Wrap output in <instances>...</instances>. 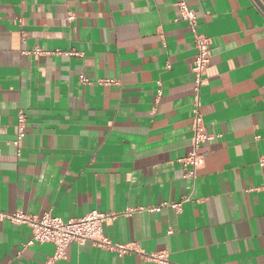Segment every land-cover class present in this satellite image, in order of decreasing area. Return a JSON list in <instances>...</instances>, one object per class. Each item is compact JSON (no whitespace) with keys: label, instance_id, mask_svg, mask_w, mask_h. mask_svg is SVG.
<instances>
[{"label":"crops","instance_id":"crops-1","mask_svg":"<svg viewBox=\"0 0 264 264\" xmlns=\"http://www.w3.org/2000/svg\"><path fill=\"white\" fill-rule=\"evenodd\" d=\"M177 3L0 0V209L106 212L104 234L129 247L73 242L51 264H162L149 257L160 253L168 264H264V11L188 0L212 39L201 111L214 138L194 178L179 159L192 149L197 50ZM166 201L181 211L143 209ZM30 237L29 224L0 218V264H48L55 245Z\"/></svg>","mask_w":264,"mask_h":264},{"label":"built area","instance_id":"built-area-1","mask_svg":"<svg viewBox=\"0 0 264 264\" xmlns=\"http://www.w3.org/2000/svg\"><path fill=\"white\" fill-rule=\"evenodd\" d=\"M264 5V0H260ZM179 16L178 20H185L189 23L190 28L194 34V42L196 47V55L193 64V73L195 76L194 85V118H193V141L190 152L179 159L185 167H187V175L197 177L198 169L202 168L206 163L205 152L203 151V144L214 138V135L208 132L205 124L204 115L201 111V89L207 81V70L212 59V39L210 36L201 33L198 29V15L194 8H192L188 0H178ZM69 20L73 21L75 15L69 14ZM84 82H89L85 75H81ZM99 84H118L119 81L115 78H103L98 80ZM161 90L157 97L159 101ZM17 124L15 125L16 139L14 144L21 147V142L26 133L27 128V113L23 109H19L17 114ZM1 155V144H0ZM259 164L264 166V155L260 157ZM188 197L185 198L187 200ZM171 206L177 211H181L183 201L179 202H163L160 205L145 207L150 212L161 211L163 206ZM111 217L109 213L99 210H93L81 217H72L64 219L63 217L53 216L51 213H45L42 217H32L21 212L6 213L0 209V218L9 219L13 223H27L31 227V237L26 245H33L35 243L50 242L55 245V252L48 264L53 261L66 257L68 247L73 243L84 244L87 241H93L101 247H110L115 249L120 255L125 254L129 247L125 244H114L104 234V224ZM150 258L158 260L162 264H168L167 255L164 253L149 255Z\"/></svg>","mask_w":264,"mask_h":264},{"label":"water","instance_id":"water-1","mask_svg":"<svg viewBox=\"0 0 264 264\" xmlns=\"http://www.w3.org/2000/svg\"><path fill=\"white\" fill-rule=\"evenodd\" d=\"M255 1L262 8V10L264 11V5L261 3V1L260 0H255Z\"/></svg>","mask_w":264,"mask_h":264}]
</instances>
